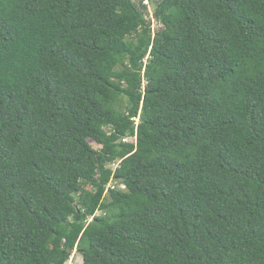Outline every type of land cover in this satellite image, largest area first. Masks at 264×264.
<instances>
[{"label": "trees", "instance_id": "16d2710c", "mask_svg": "<svg viewBox=\"0 0 264 264\" xmlns=\"http://www.w3.org/2000/svg\"><path fill=\"white\" fill-rule=\"evenodd\" d=\"M155 1L0 0V264H264V0Z\"/></svg>", "mask_w": 264, "mask_h": 264}, {"label": "rangeland", "instance_id": "374dc122", "mask_svg": "<svg viewBox=\"0 0 264 264\" xmlns=\"http://www.w3.org/2000/svg\"><path fill=\"white\" fill-rule=\"evenodd\" d=\"M157 1H155L154 3H149L148 0H145V4H147L148 6V17L150 20H152V26H153V29L154 28H157L158 27V24L156 23L155 19H154V11H155V5H156ZM147 85V84H146ZM139 121V119H137V122ZM129 141H135V138H129ZM90 143L92 144V146L94 148H100L101 146L98 145L97 143H95L93 140H90ZM112 185H115V186H119L120 188L122 187L118 182H111L108 187L112 186ZM101 214V211H98L96 213V215H100ZM83 262V257L81 255V253L75 249L71 255V258L69 260V263L68 264H82Z\"/></svg>", "mask_w": 264, "mask_h": 264}, {"label": "built area", "instance_id": "2783aa9c", "mask_svg": "<svg viewBox=\"0 0 264 264\" xmlns=\"http://www.w3.org/2000/svg\"><path fill=\"white\" fill-rule=\"evenodd\" d=\"M111 183V182H110ZM122 187H124V186H122ZM108 188H116V186L115 185H112V186H110V187H108Z\"/></svg>", "mask_w": 264, "mask_h": 264}]
</instances>
